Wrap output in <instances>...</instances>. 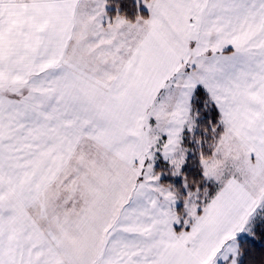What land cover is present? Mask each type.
I'll list each match as a JSON object with an SVG mask.
<instances>
[{"label": "snow or ice", "instance_id": "6c2138e0", "mask_svg": "<svg viewBox=\"0 0 264 264\" xmlns=\"http://www.w3.org/2000/svg\"><path fill=\"white\" fill-rule=\"evenodd\" d=\"M0 264H264V0H0Z\"/></svg>", "mask_w": 264, "mask_h": 264}]
</instances>
